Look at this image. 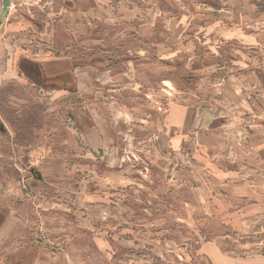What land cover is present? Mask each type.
<instances>
[{
  "label": "rangeland",
  "instance_id": "374dc122",
  "mask_svg": "<svg viewBox=\"0 0 264 264\" xmlns=\"http://www.w3.org/2000/svg\"><path fill=\"white\" fill-rule=\"evenodd\" d=\"M160 1L11 0L0 264H264V12Z\"/></svg>",
  "mask_w": 264,
  "mask_h": 264
},
{
  "label": "crops",
  "instance_id": "0c3cea01",
  "mask_svg": "<svg viewBox=\"0 0 264 264\" xmlns=\"http://www.w3.org/2000/svg\"><path fill=\"white\" fill-rule=\"evenodd\" d=\"M251 4H253L254 6H256V7H258L260 10H262V12H264V0H248ZM167 1L166 0H162V1H160V4L163 6L165 3H166ZM11 3V2H10ZM226 3H227V5L229 4V1L228 0H226ZM186 4H187V2L185 1V0H176L175 1V5H176V8H174V12H173V14L174 15H179L180 14V12H182V11H184L185 10V7H186ZM215 4H217L216 6L215 5H212V9L211 10H213L214 12H217L218 10H219V8L221 7V6H223L222 4H220V3H217V2H215ZM168 5L170 6L171 5V0L168 2ZM226 5V4H225ZM229 8V7H228ZM219 13L217 12V13H215V14H213L212 16L213 17H217V15H218ZM229 18H231V15H230V17ZM231 21H233V20H231ZM31 64V63H30ZM30 64L29 65H27V66H24V67H34L33 68V75H34V73L36 72L37 73V75H39L40 77H41V72H40V69H39V67H43L42 65H31L30 66ZM47 67H49V66H47ZM57 67V66H56ZM37 68V69H36ZM38 70V71H37ZM44 74H45V71H44ZM252 75H250V73H247V75H246V77L247 76H251L253 79H247V82H246V80H243V86H245V87H247V88H249V90L251 91V90H257L258 88L261 90V88L263 87V85H262V83H261V79H260V76H259V73L257 72V73H251ZM253 80V81H252ZM257 99V98H256ZM255 98H254V103H255V109H256V112H258V113H262L263 112V107H264V105H261L262 103H261V100L260 99H257L256 100ZM251 110H252V112H253V114L254 115H256L255 113H254V110L251 108ZM258 116L259 115H261V114H257ZM256 115V116H257ZM212 124H214V123H212V121L210 122V124H209V126L208 127H210ZM204 130H206V129H204ZM200 131H202V130H200ZM199 131V132H200ZM200 135V134H199ZM148 140V139H147ZM143 149L144 150H142V154L141 155H143V158H144V154H148V153H154L155 151L154 150H149L147 147H145V146H143ZM159 158V161H157V163H156V166L158 167V168H160V169H162V171H167V174L169 175L170 174V172H171V169H170V167H171V165L168 163H166V161H165V159H164V157L162 156V157H158ZM162 161H164V162H162ZM173 167V166H172ZM167 175V178L169 177ZM133 209H135V212L137 213V208H134L133 207ZM142 215V214H141ZM245 223V222H244ZM246 223H247V221H246ZM260 229H262V228H260ZM263 230V229H262ZM204 255L206 256V257H208V259H209V261H211V263L212 264H214V262L212 261V256H213V258L215 259L214 261H216L217 263H220V260H219V256L217 255V254H215V255H212L210 252H209V255H207V252H205L204 253ZM231 259V260H230ZM223 264H234L233 263V260H232V258H226L225 257V259H224V262H223ZM252 264H255V263H252Z\"/></svg>",
  "mask_w": 264,
  "mask_h": 264
},
{
  "label": "trees",
  "instance_id": "16d2710c",
  "mask_svg": "<svg viewBox=\"0 0 264 264\" xmlns=\"http://www.w3.org/2000/svg\"><path fill=\"white\" fill-rule=\"evenodd\" d=\"M30 75H32V76H35L36 78H37V75L35 74V75H33V70H29V67L27 68V69H25ZM38 77H39V75H38ZM248 102H249V105L251 106V108L256 112V109H255V103H254V99L253 98H250V100H248ZM257 229H254L253 230V232L254 231H256ZM234 240H236L237 242H239V244H242V245H244V244H247V243H253V242H255V240L254 239H243V238H239V237H235L234 236V238H233ZM248 240V241H247ZM126 261H129V259L127 258L126 259Z\"/></svg>",
  "mask_w": 264,
  "mask_h": 264
},
{
  "label": "water",
  "instance_id": "95a60500",
  "mask_svg": "<svg viewBox=\"0 0 264 264\" xmlns=\"http://www.w3.org/2000/svg\"><path fill=\"white\" fill-rule=\"evenodd\" d=\"M10 2L11 0H1V5H0V23L3 21V19L6 17L7 12L10 7ZM36 177H40L36 172H34Z\"/></svg>",
  "mask_w": 264,
  "mask_h": 264
}]
</instances>
